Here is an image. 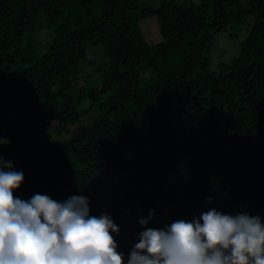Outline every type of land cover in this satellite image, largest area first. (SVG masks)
<instances>
[{"label": "trees", "instance_id": "obj_1", "mask_svg": "<svg viewBox=\"0 0 264 264\" xmlns=\"http://www.w3.org/2000/svg\"><path fill=\"white\" fill-rule=\"evenodd\" d=\"M0 0V157L14 196L90 199L120 227L264 217V0ZM155 16L160 39L140 20ZM246 24L236 55L219 33ZM208 197H212L209 202Z\"/></svg>", "mask_w": 264, "mask_h": 264}, {"label": "clouds", "instance_id": "obj_2", "mask_svg": "<svg viewBox=\"0 0 264 264\" xmlns=\"http://www.w3.org/2000/svg\"><path fill=\"white\" fill-rule=\"evenodd\" d=\"M0 138V145H8ZM23 170L0 157V264H264V217L216 208L163 227H147L129 251L119 250L120 227L108 213L92 215L90 199L71 195L55 200L36 193L14 196ZM211 202L212 197H208Z\"/></svg>", "mask_w": 264, "mask_h": 264}, {"label": "rangeland", "instance_id": "obj_3", "mask_svg": "<svg viewBox=\"0 0 264 264\" xmlns=\"http://www.w3.org/2000/svg\"><path fill=\"white\" fill-rule=\"evenodd\" d=\"M149 4L157 5L158 0H144ZM179 2H189L192 0H177ZM197 1V0H193ZM139 25L148 41L156 42L160 39L158 22L155 16L140 20ZM248 31L246 24L235 25L234 28L226 32L219 33L213 43L210 55L213 61L225 60L238 53L240 42L245 38Z\"/></svg>", "mask_w": 264, "mask_h": 264}]
</instances>
